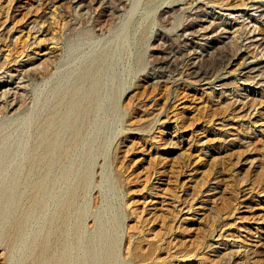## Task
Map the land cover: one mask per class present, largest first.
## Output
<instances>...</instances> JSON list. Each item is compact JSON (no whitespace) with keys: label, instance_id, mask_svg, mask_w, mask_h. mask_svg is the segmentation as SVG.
<instances>
[{"label":"rangeland","instance_id":"obj_1","mask_svg":"<svg viewBox=\"0 0 264 264\" xmlns=\"http://www.w3.org/2000/svg\"><path fill=\"white\" fill-rule=\"evenodd\" d=\"M94 60L100 129L55 165L16 249L7 215L0 264H33L79 173L68 234L82 213L112 264H264V0H0V192Z\"/></svg>","mask_w":264,"mask_h":264},{"label":"bare ground","instance_id":"obj_2","mask_svg":"<svg viewBox=\"0 0 264 264\" xmlns=\"http://www.w3.org/2000/svg\"><path fill=\"white\" fill-rule=\"evenodd\" d=\"M102 69L103 61L94 60L85 70L80 82L72 88L70 96L62 98L45 117L44 123L39 127V137L34 146L33 156H30L26 175L22 174L24 178H19L16 171L8 176V180H5L0 192V227L2 222L12 215L11 231L6 241L8 249L17 248L19 236L29 216L33 217L36 212L39 213L40 210L47 208L48 202L44 196L50 195V188L54 187L52 174L55 173L53 172L55 165L58 166V162L62 158H67L78 146L85 128L91 127L93 131L100 129V118L107 113L104 97L108 98L111 95V90L101 74ZM32 175L36 178L31 183L29 178ZM77 177L76 188L64 200L56 214V219L49 220L48 228L43 234L44 238L35 247L33 264H112L116 256L113 246L108 243L98 246L95 238L83 240L80 230L82 216H84L82 213L76 211L77 222L72 225L73 228L70 227L72 233L68 234L67 225L72 218V211L76 209L75 197L87 182L86 174L79 173ZM28 185L30 186L29 196L27 202L22 204L20 195L23 192L22 189ZM15 194L20 196L16 197L17 200L12 199ZM71 220L73 221V218ZM97 229L100 233L103 232L100 225H97ZM131 253L133 254V250L131 251L129 244L126 255L129 256Z\"/></svg>","mask_w":264,"mask_h":264}]
</instances>
